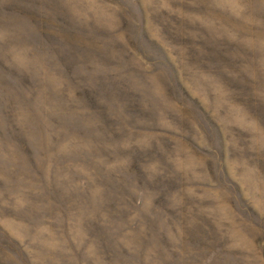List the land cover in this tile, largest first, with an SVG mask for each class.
I'll return each instance as SVG.
<instances>
[{"label": "rangeland", "instance_id": "374dc122", "mask_svg": "<svg viewBox=\"0 0 264 264\" xmlns=\"http://www.w3.org/2000/svg\"><path fill=\"white\" fill-rule=\"evenodd\" d=\"M0 264H264V0H0Z\"/></svg>", "mask_w": 264, "mask_h": 264}]
</instances>
